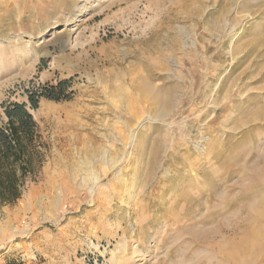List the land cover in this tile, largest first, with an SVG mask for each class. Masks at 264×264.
<instances>
[{
  "label": "rangeland",
  "instance_id": "374dc122",
  "mask_svg": "<svg viewBox=\"0 0 264 264\" xmlns=\"http://www.w3.org/2000/svg\"><path fill=\"white\" fill-rule=\"evenodd\" d=\"M10 101L44 161L0 264H264V0H0Z\"/></svg>",
  "mask_w": 264,
  "mask_h": 264
},
{
  "label": "trees",
  "instance_id": "16d2710c",
  "mask_svg": "<svg viewBox=\"0 0 264 264\" xmlns=\"http://www.w3.org/2000/svg\"><path fill=\"white\" fill-rule=\"evenodd\" d=\"M63 83L60 81L39 93L29 92V106L36 107L39 96L59 100L57 89ZM0 107V205H7L20 197L27 178L42 166L44 153L38 125L27 104L10 101Z\"/></svg>",
  "mask_w": 264,
  "mask_h": 264
},
{
  "label": "built area",
  "instance_id": "2783aa9c",
  "mask_svg": "<svg viewBox=\"0 0 264 264\" xmlns=\"http://www.w3.org/2000/svg\"><path fill=\"white\" fill-rule=\"evenodd\" d=\"M89 264H97V262H96V261H94V262H90Z\"/></svg>",
  "mask_w": 264,
  "mask_h": 264
}]
</instances>
